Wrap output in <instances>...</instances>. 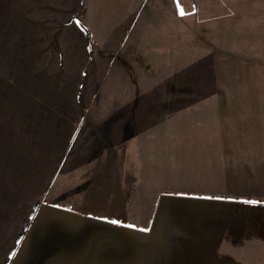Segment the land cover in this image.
Segmentation results:
<instances>
[{
	"label": "crops",
	"instance_id": "crops-1",
	"mask_svg": "<svg viewBox=\"0 0 264 264\" xmlns=\"http://www.w3.org/2000/svg\"><path fill=\"white\" fill-rule=\"evenodd\" d=\"M165 3L175 8L159 9L153 20L158 26L151 23L156 0H130L129 10L138 19V10L145 6L144 36L158 32L160 68L180 70L161 80L165 93L159 101L170 104L163 105L159 115V158H148L143 172L135 168L116 182L102 179L103 170L117 162L114 158L77 161L73 170L81 172L84 187L71 194V202L64 197L65 208L57 209L55 205H63L54 200L34 216L41 221L30 224L31 244L22 247L27 258L15 264L263 261L264 220L247 216L242 204L264 202V0L225 4L234 16L226 19L229 23H254L247 25L254 30L247 35L255 45L249 41L246 53L213 48L206 60L195 63V83L186 87L184 1ZM125 20L113 16V28L118 29L114 38H121ZM198 76L204 80L201 85ZM181 101L196 103L191 107L195 110L181 111L171 104ZM201 102L206 110H201ZM89 166L92 172L83 174ZM248 248L255 251L247 254Z\"/></svg>",
	"mask_w": 264,
	"mask_h": 264
},
{
	"label": "rangeland",
	"instance_id": "rangeland-1",
	"mask_svg": "<svg viewBox=\"0 0 264 264\" xmlns=\"http://www.w3.org/2000/svg\"><path fill=\"white\" fill-rule=\"evenodd\" d=\"M183 1L186 87L195 83V63L213 48L246 53L253 42L247 31L254 32L247 25L254 23H229V0ZM161 2L151 12L157 26L159 9L175 8ZM132 6L130 0H0V264L26 259L34 216L54 200L71 202V194L84 187L81 172L73 170L77 161L114 158L102 179L116 182L135 168L143 172V161L158 157L159 115L170 104L159 101L165 93L161 80L179 69L160 68L159 34L144 36L145 6L138 19L129 12ZM113 16L126 18L121 38L112 36L118 30ZM171 104L188 112L196 103ZM242 208L264 220V202ZM260 260L253 263L264 264Z\"/></svg>",
	"mask_w": 264,
	"mask_h": 264
},
{
	"label": "snow or ice",
	"instance_id": "snow-or-ice-1",
	"mask_svg": "<svg viewBox=\"0 0 264 264\" xmlns=\"http://www.w3.org/2000/svg\"><path fill=\"white\" fill-rule=\"evenodd\" d=\"M252 203H254V202H252Z\"/></svg>",
	"mask_w": 264,
	"mask_h": 264
}]
</instances>
